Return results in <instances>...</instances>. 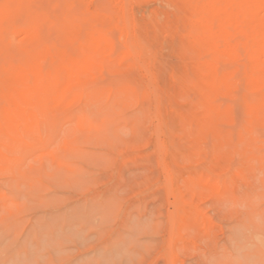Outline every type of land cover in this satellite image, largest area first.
Segmentation results:
<instances>
[{
  "label": "rangeland",
  "instance_id": "rangeland-1",
  "mask_svg": "<svg viewBox=\"0 0 264 264\" xmlns=\"http://www.w3.org/2000/svg\"><path fill=\"white\" fill-rule=\"evenodd\" d=\"M52 1L54 5L48 1L39 10L57 5L54 13L50 11L55 25H45L41 32L54 46H61L67 42L59 32V16L67 0ZM103 1L95 0V8H112L109 0ZM162 1L119 0L120 10L112 8V14L109 9L115 16L122 12L121 25L130 17L137 20L130 22L132 37L126 42L121 28L106 23V28L112 27L108 30L115 44L104 65L96 68V76H90L95 91L80 93L59 109L58 116L40 120L29 135L16 137L12 149H3L0 264H264V159L242 163L236 155L222 158L219 137L207 134L198 122L205 118L204 108L197 105L200 98L187 95L185 87L194 88L186 77L194 76L193 66L174 64L180 59L166 50L169 40L165 46L143 50L146 65L138 56L116 61L121 51L142 48V28L151 12L162 9ZM91 10L81 8L78 13L87 15ZM12 38L14 45L1 47L0 54L24 59L27 52L17 46L21 36ZM44 60L45 65L50 63ZM226 63H218L220 72L228 70L231 63ZM6 66L8 61L0 58V69ZM233 99L219 95L214 101L241 115L243 103ZM184 108L197 117L192 115V120ZM185 115L187 123L181 120ZM242 123L222 122L232 127L219 129L225 133L233 129L229 134L237 141L243 128L253 129ZM262 128L255 130L261 132L262 138L257 137L263 149ZM260 156L264 157L263 150ZM214 173L223 176L219 180Z\"/></svg>",
  "mask_w": 264,
  "mask_h": 264
},
{
  "label": "bare ground",
  "instance_id": "bare-ground-1",
  "mask_svg": "<svg viewBox=\"0 0 264 264\" xmlns=\"http://www.w3.org/2000/svg\"><path fill=\"white\" fill-rule=\"evenodd\" d=\"M48 1L50 3V0H0V48L14 45L15 42L12 37L21 36L17 46L27 52L26 57L18 61L12 54H0V58L8 61V66L0 69V100H3V102L0 101V157L3 149L7 151L12 149L16 137L29 135L35 129V126L39 125L40 120L58 116L59 109L65 104L77 100L80 93H89L90 90L91 92L95 91L91 85L90 76H96V68L104 65V61L110 53L109 49L115 44L112 39L113 35H110L108 29L114 28V26L121 28L120 31L125 36L124 41L126 42L131 36L128 26L130 22L137 20V18L130 17L121 25V22H123L120 19L122 12L121 16L115 13L119 16L118 18V16L112 15L114 11H111L112 8L117 11L120 10L119 0H109V5L111 4L112 8L110 7L108 10L110 9L112 14H109L108 6L104 5L105 10L100 7L101 5L95 8V0H67L66 5L61 9V16H59L60 13L57 15L62 18H60L62 23L59 32L61 31V35L65 37L67 43L61 46L56 43V46H54L52 40L46 38L41 32L45 25L52 24L51 26H54L56 22L55 14L53 16L55 11L53 10L58 9L57 5H55V9L51 6L53 10L51 7V10L47 11L39 10V6L45 2L48 3ZM130 1L141 3L148 0ZM106 3L108 4V2ZM52 4L50 3V5ZM161 4L162 9L151 12L152 15L150 14L149 19L147 18L145 26L142 28L143 31H141L143 39L140 35L138 36L144 42L140 45L142 48L138 49L137 47L133 51L131 49L123 50L116 57V61L121 63L131 56H138V58L143 59L141 62L145 64L147 59L144 58L143 50L149 52L156 45H164L165 41L169 40L170 45L168 47L166 43V50H170L171 54L177 55V59H180L174 64L182 61L187 62L189 65L191 63L193 66L194 74L192 75L194 76H189L190 73L187 71L186 73L189 74L186 77L191 79L190 82L193 84L194 88L192 89H194V92L190 89L191 87L188 89L190 85L185 87L188 91L183 88L188 92L187 95L192 93L196 94V99L197 95L198 99L200 98L197 105L204 108L205 118L199 119L198 122L204 124L202 126H205L207 134L219 137V146L223 148L220 152L222 158L229 160L233 155H236L239 156L242 163L262 161L264 157L260 156V152L262 150L264 152V148L262 149L258 145L259 140L257 137L258 134L260 138L262 136L260 131H257L258 134H256L255 128L264 127V0H163ZM90 7L92 10L88 11L87 15L78 13L81 8ZM50 11H53V13ZM82 23L86 24L87 27H83ZM106 25L112 27L106 28L108 27ZM158 31H160V34ZM138 33L140 32L138 31ZM162 33L164 35H161ZM178 41L179 46L181 45L179 48L176 47ZM73 42H77V45L69 47V43L73 44ZM51 43L54 49L51 47ZM152 54H154V51H152ZM167 55L170 56V54ZM207 55L209 56L208 59L203 62L197 61L199 58L207 57ZM147 56H150V54ZM44 59H48L50 63L45 65ZM172 59L174 60V58ZM156 61H159L158 58ZM220 61L231 63L227 65L228 70L225 72H220L218 68ZM230 65L233 68H229ZM110 67L116 71L119 69L118 66L115 67L114 65ZM164 67V70H161L163 75ZM135 70L138 69H134V72ZM181 75H185L184 71ZM157 92V95H161L160 89ZM180 92H183V90ZM219 95L233 97V103L234 100H236V103L240 101L243 103V105L241 104L243 108L238 106L243 109L240 112L241 115L244 113V115L251 116L245 118L243 115L245 119L242 121L247 128L253 129L243 131V128L240 131L241 133L238 132V137L235 135L237 141L233 137L234 135L229 134L233 129L225 133L223 130L227 125L221 123L229 122L239 125L242 122L239 117L243 116L240 114V116H237L236 111H234L236 108L232 109L229 106L216 104L217 101L215 102L214 99ZM182 97L183 100L186 97L185 94ZM162 98L164 99L165 96H162L160 100ZM221 99L219 98V101ZM164 101H161L162 106ZM220 102L223 103V100ZM231 106L234 107V105ZM184 109H186L184 111H187L188 108ZM189 109L190 116L194 115L196 118L197 115L195 113L191 114ZM237 112L239 111L237 110ZM194 116H192V120ZM186 118L187 116L182 117L181 120L185 121ZM52 119L55 120L56 118L52 117ZM172 120L175 123V119ZM52 123H54L53 120ZM185 123H187V120ZM189 123L191 126V122ZM165 124L167 123L165 122ZM164 126L166 127V125ZM221 126H225L222 131L219 129ZM230 126L228 125L227 128ZM198 128L196 126L195 129ZM205 130L203 129V131ZM205 132L203 135H206ZM211 139L209 140L211 141ZM255 163L257 164V162ZM234 172H236L235 169ZM226 174L228 173L226 172ZM217 175L215 174L218 179L223 176L222 174Z\"/></svg>",
  "mask_w": 264,
  "mask_h": 264
}]
</instances>
